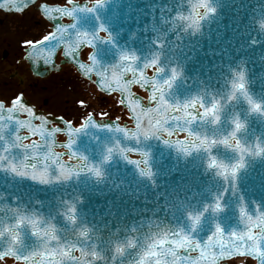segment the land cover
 Wrapping results in <instances>:
<instances>
[{
    "label": "water",
    "instance_id": "95a60500",
    "mask_svg": "<svg viewBox=\"0 0 264 264\" xmlns=\"http://www.w3.org/2000/svg\"><path fill=\"white\" fill-rule=\"evenodd\" d=\"M35 1L0 0V6L24 8ZM252 1L207 0L215 8L212 13L202 6L204 0H101L92 7L83 2L64 9L43 4L56 30L64 29L59 45L67 59L87 76L96 72L102 89L119 90L138 128L123 135L125 127L89 119L76 132L68 128V141L59 143L54 133L60 129L46 128L50 118L34 115L26 106L0 109V145L7 148L0 151V205L10 213L8 218L0 214V252L15 248L26 264H221L240 254L264 264L259 254L264 252V111H252L242 93L230 100L236 91L233 82H224L226 89L215 90L213 97L202 91L205 87L191 91L190 83L183 88L168 83L207 73L201 53L218 43V32L227 26L232 38L226 37L233 40L228 44L244 41L250 49L237 60L264 63V29L259 24L264 10L248 7H260L264 0ZM218 12L222 20L215 19ZM62 14L73 21L61 24ZM101 30L112 38L100 37ZM86 44L95 48L88 71L78 57ZM53 53L48 60L32 56L34 68L54 67ZM187 54L192 61H184ZM154 64L159 70L147 77ZM259 68L254 67L255 75L264 74V66ZM135 83L149 88L155 106H144L134 95ZM37 85L40 91L47 86L42 92L53 102L50 107L68 116L91 106L84 102L90 96L83 84L68 77L53 75ZM249 95L264 105V93ZM63 99L68 100L64 109ZM213 104L222 125L211 112L204 115ZM19 112L30 117L20 119ZM37 118L42 125L34 124ZM237 118L246 126L232 137ZM22 128L39 134L41 141L24 145ZM177 131L188 137L172 138ZM234 138L239 144H233ZM55 146L69 151L55 152ZM251 150L261 163L247 156ZM128 152H142V157L130 158ZM63 154L78 155L83 162H65ZM249 234L254 240L239 241ZM152 252L156 255H145Z\"/></svg>",
    "mask_w": 264,
    "mask_h": 264
},
{
    "label": "snow or ice",
    "instance_id": "6c2138e0",
    "mask_svg": "<svg viewBox=\"0 0 264 264\" xmlns=\"http://www.w3.org/2000/svg\"><path fill=\"white\" fill-rule=\"evenodd\" d=\"M202 6L205 7L209 13H212V12L215 11V8L211 7V6H210V3H208L207 0H204V3L202 4ZM50 39H51V40H55V35L53 34L52 36H44V37H43V40H44V41H49ZM28 46L31 47L32 45L29 44ZM125 59H128V57H125ZM168 83L170 84L171 82H168ZM233 87H234L239 93H242L243 96L247 99L248 103L251 105V110H252V111H254V112L264 111V105H261L260 103L256 102V101H255V100H254V99L248 94V91H247V88H246V84L244 83V75H243V73H241V74L239 75V82H238V83H234ZM236 96H237V95H236V92H234V93L232 94V96H231L229 99H230V100H233V99L236 98ZM160 99H161V103H162V104H165V102H164L162 96H161ZM15 103H16L17 105H19V104H20V100H17ZM3 107H4V106H3L2 104H0V109H3ZM165 107H167L166 104H165ZM9 111H10V110H9ZM216 111H217V105H216V104H213L212 108H211L210 110L206 111V112L204 113V115L207 116V115L209 114V112H211V113L213 114V116H214L215 121H216V122H219L220 119H221V117H220L219 115L216 114ZM245 126H246L245 123L242 122L239 118H237V119L234 121V129H235V130L232 132V137H236V136H237V133H239L242 129H244ZM223 142H224L225 144L228 143L227 140H224ZM237 144H239L238 141H237ZM33 147H36V145H33ZM136 163H139V161H137ZM32 167L35 168V167H36V164H33ZM238 167L243 168L244 165L241 164V165H239ZM94 170H95V169H94ZM13 171L15 172V168H13ZM20 175H21V176H24L25 173H24V172H21ZM96 175L99 176V175H100V172H99V171H96ZM32 178H33L34 180H36V179H37V176H36V175H33ZM41 179H42V177H41ZM13 240H14V242H16V243H19V239H18V237H15V236H14V237H13ZM246 240H247V241L254 240V237L251 236V234H249V235H247V236H241V237H239V241H240V242H243V241H246ZM163 243H164V241H160V244H163ZM173 243H179V242H178V241H173ZM184 243H187L189 247L192 246L190 241L185 240ZM179 246H183V244H179ZM221 247H223V244H221ZM118 250H119V249H118ZM253 250L256 251V249H253ZM161 254H163V253H161ZM259 254H260L262 260H264V252H260ZM145 255H152V256H155L156 253H155V252H152V253H146ZM7 256H15L17 259L19 258V255L17 254V251H16L15 248H9L8 251H6V252H0V257H7ZM157 264H159V261H157Z\"/></svg>",
    "mask_w": 264,
    "mask_h": 264
},
{
    "label": "bare ground",
    "instance_id": "6f19581e",
    "mask_svg": "<svg viewBox=\"0 0 264 264\" xmlns=\"http://www.w3.org/2000/svg\"><path fill=\"white\" fill-rule=\"evenodd\" d=\"M232 264H253L254 260H252L249 257H237L235 259H232Z\"/></svg>",
    "mask_w": 264,
    "mask_h": 264
},
{
    "label": "clouds",
    "instance_id": "9594fccd",
    "mask_svg": "<svg viewBox=\"0 0 264 264\" xmlns=\"http://www.w3.org/2000/svg\"><path fill=\"white\" fill-rule=\"evenodd\" d=\"M259 24H260V27L262 28V29H264V20H261L260 22H259ZM117 251H119L118 249H117ZM102 257H99V259H101Z\"/></svg>",
    "mask_w": 264,
    "mask_h": 264
},
{
    "label": "rangeland",
    "instance_id": "374dc122",
    "mask_svg": "<svg viewBox=\"0 0 264 264\" xmlns=\"http://www.w3.org/2000/svg\"><path fill=\"white\" fill-rule=\"evenodd\" d=\"M230 264V263H229Z\"/></svg>",
    "mask_w": 264,
    "mask_h": 264
}]
</instances>
